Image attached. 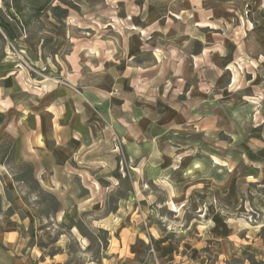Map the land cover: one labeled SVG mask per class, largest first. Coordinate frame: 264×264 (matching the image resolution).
I'll return each mask as SVG.
<instances>
[{"label":"rangeland","instance_id":"rangeland-1","mask_svg":"<svg viewBox=\"0 0 264 264\" xmlns=\"http://www.w3.org/2000/svg\"><path fill=\"white\" fill-rule=\"evenodd\" d=\"M138 1L5 0L11 5L4 14L15 15L7 21L15 39L0 33V64L20 83L26 74L50 88L66 87L72 73L67 55L75 48L82 63L95 56L104 62L105 41L116 47L121 32L136 30L127 11L133 14ZM192 1L211 16L200 25L210 50L222 41L238 48L224 65L230 71L219 72L202 91L192 88L194 110L202 107L186 124L171 126L180 130L155 135L149 121L155 116L146 114L150 126L142 133L117 137L109 125H124L100 119L97 127L108 135L95 137L92 160L79 168L88 182L75 189L65 183L81 197L76 213L48 221L56 200L38 195L28 235L46 264H264V114H257L264 110V0ZM198 48L193 43V51ZM214 63L209 72L222 65ZM100 70L104 82L105 67ZM233 73L235 85H228ZM158 115L168 124L166 114ZM131 125L136 129L135 121ZM158 141L164 147L153 150ZM245 144L254 148L239 149ZM12 152L0 146V161L25 181L18 184L22 192H37L30 169L11 163ZM227 182L234 184L233 196L225 193ZM41 220L48 221L46 229L39 230Z\"/></svg>","mask_w":264,"mask_h":264},{"label":"crops","instance_id":"crops-1","mask_svg":"<svg viewBox=\"0 0 264 264\" xmlns=\"http://www.w3.org/2000/svg\"><path fill=\"white\" fill-rule=\"evenodd\" d=\"M4 1L0 0V21L8 24L15 21V15L4 14L5 7L11 5V2L3 4ZM136 3L133 14L127 11L136 30L121 32L122 41L116 47L111 41L109 47L105 41L104 50L109 54H105L104 62L97 61L95 56L82 63L81 52L75 48L67 55L71 58L65 64L72 73L71 78L67 77L66 87L50 88L43 80H32L26 74L20 83L15 75L7 73V66L0 64V146L8 145L12 149L11 163L28 167L38 188L29 194L25 187L22 192L18 184L25 181L15 179L7 163L0 161V264H46L36 254L35 244L28 235L35 229L32 216L38 211V195L49 194L56 200L48 221L63 220L65 215L76 213L75 199L81 197L71 193L74 190L69 192L65 183L71 182L75 189L88 182L80 175V163L92 160L95 137L108 135L106 127H97L102 124L100 119L124 125L123 128L109 125L116 136L131 132L138 135L143 132L142 127L150 126L149 121L155 135L169 133L170 128L180 130L171 126L186 124L191 114H199L197 111L202 107L194 110L192 88L208 87L218 81L219 72L230 71L224 65L231 62L228 60L238 48L222 41L210 50L209 37L203 33L206 26L200 25L203 17L211 16H207L203 7L198 8L200 3L192 0ZM185 23H193L194 28L187 31ZM0 33L4 32L0 29ZM195 42L199 48L193 51ZM215 61L222 65L209 72ZM102 66L106 71L104 82L99 78ZM235 77L234 73L230 75L228 85H235L232 84ZM98 107L102 109L99 115ZM258 111L257 114H264V110ZM205 112L200 110V114L207 115ZM146 114L155 117L148 121ZM158 114H166L168 124H163ZM131 121L136 122V129ZM163 147L160 141L153 144V150ZM241 148L251 150L254 146L245 144ZM226 186L225 193L233 196L234 184L227 182ZM219 187L224 188V182ZM67 199L72 201L65 208ZM46 220H41L39 230L46 229Z\"/></svg>","mask_w":264,"mask_h":264},{"label":"trees","instance_id":"trees-1","mask_svg":"<svg viewBox=\"0 0 264 264\" xmlns=\"http://www.w3.org/2000/svg\"><path fill=\"white\" fill-rule=\"evenodd\" d=\"M0 29L4 32L9 40H13V31L7 23L0 21Z\"/></svg>","mask_w":264,"mask_h":264}]
</instances>
